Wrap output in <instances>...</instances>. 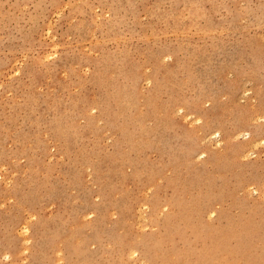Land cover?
<instances>
[{
	"label": "rangeland",
	"instance_id": "374dc122",
	"mask_svg": "<svg viewBox=\"0 0 264 264\" xmlns=\"http://www.w3.org/2000/svg\"><path fill=\"white\" fill-rule=\"evenodd\" d=\"M0 264H264V0H0Z\"/></svg>",
	"mask_w": 264,
	"mask_h": 264
}]
</instances>
